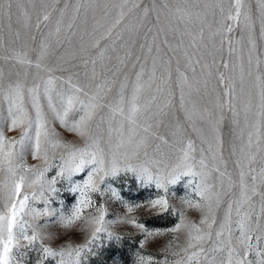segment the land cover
Here are the masks:
<instances>
[{"label":"snow or ice","instance_id":"6c2138e0","mask_svg":"<svg viewBox=\"0 0 264 264\" xmlns=\"http://www.w3.org/2000/svg\"><path fill=\"white\" fill-rule=\"evenodd\" d=\"M218 17L225 21L222 26ZM0 22L12 36L11 46L0 44L5 48L0 60L8 65L7 72L0 67V97L7 104L0 108V264H20L21 249L37 244V264L49 258L82 264L102 235L121 239L109 230L116 223L134 226L144 237L143 248L164 233L149 230L131 214L142 208L169 211V186L183 177L193 178L188 183L197 199L181 196L180 202L202 215L198 223H186L181 212L168 230H187L185 245L173 253L179 257L176 264H264V0H255V8L251 0H0ZM225 31L227 39L216 49L214 40ZM234 31L241 33L235 40ZM225 44L229 55L238 53L234 44L240 53L247 48L246 61L237 56L238 80L220 70L232 73L236 64L214 58ZM197 66L209 77L213 68L217 73L221 91L212 108L185 100V88L189 97L201 92L194 87L200 84ZM237 102L243 103L242 111ZM225 108L232 115L233 136L227 156ZM53 122L83 145L63 139ZM5 125L9 132L19 129V137L6 136ZM25 151L43 167L23 163ZM141 157L147 159L141 162ZM168 157L175 160L171 167ZM54 168L58 171L48 179ZM85 172L82 180H74ZM121 172H131L142 186L155 185L163 195L133 204L116 189L101 188L107 177ZM58 180L79 193L68 213L51 206ZM105 191L124 205L125 216L106 219V206L92 199ZM38 198L43 209L30 205ZM53 216L64 229L83 221L90 237L58 250L46 245L44 239L53 235L45 237L25 217ZM136 264L161 262L140 255Z\"/></svg>","mask_w":264,"mask_h":264},{"label":"rangeland","instance_id":"374dc122","mask_svg":"<svg viewBox=\"0 0 264 264\" xmlns=\"http://www.w3.org/2000/svg\"><path fill=\"white\" fill-rule=\"evenodd\" d=\"M74 4L76 0H71ZM81 2H90V0H81ZM98 2L103 3L104 0H98ZM145 3H150V0H144ZM253 3V7L255 8V0H251ZM91 15V13H89ZM219 24L222 26L225 21H222L217 18ZM232 38L238 39L241 35L239 31H234L232 34ZM227 39V33L225 31L224 36H217L214 40V45L216 49L221 47V39ZM12 36L8 32L7 28L4 26L3 22H0V44H3L5 47L11 46ZM187 43V39L185 40ZM16 47H20V42L18 41L15 45ZM234 47L238 49L237 54L229 55L227 51V45L225 44L223 47V51L216 52L214 58L217 62L221 59H226L230 61V65L236 64L237 68L234 72L230 73L229 70L220 69L224 72L225 76H229L232 74L238 80L239 76V68H238V60L237 56L242 55L244 60L247 58V48L245 47L243 53L239 52L240 45L234 44ZM4 47H0V55L4 54ZM264 51V49H262ZM213 56H208L207 61L209 64L212 63ZM51 62V61H50ZM0 67L5 68L6 72L8 70V65L5 64L2 60H0ZM181 70L184 71L185 67L183 61H181ZM33 71H35L33 69ZM173 71V83L178 79V74L175 72V62L172 65ZM58 74V73H57ZM191 77V72L188 73ZM43 75V74H42ZM197 80L200 81V84H195L194 87H200L201 92L193 94L189 97L188 91L189 89L185 88V100L187 103L195 102L198 108H203L207 105L209 108H212L213 103L215 101L216 93L221 91V87L218 84L217 73L215 68H213L212 76L209 77L207 75V70L201 71L200 66H197ZM208 80V89L205 92L203 89V81ZM6 83V81H5ZM179 87L175 88V97L178 101L179 98ZM7 104L3 101L2 97H0V108H6ZM243 103L237 102V109L242 111ZM219 115V114H218ZM224 116V124L222 126V132L225 140V156H227L229 141L233 139L230 127V121L232 119L231 112L228 111L227 108L223 111ZM53 126L56 131L60 134V136L68 141H71L77 146H82L83 141L78 137H75L73 134L67 133L58 122H53ZM4 134L8 137H16L18 138L20 135V130L9 132L7 126H4ZM102 147L106 148V145L102 143ZM197 147H199V141L197 140ZM59 152H57V156H59ZM198 157V153H197ZM147 158L141 157V162L145 161ZM23 163L27 165H34L37 167H43V162L40 160H33L30 152L25 151L23 156ZM169 167H171L175 160L172 157H168L165 161ZM229 170L234 171L232 169L231 163L229 164ZM58 169H52L49 173H47L48 179H51L52 176L56 174ZM86 175L85 173H78L74 180H82ZM2 178V177H0ZM192 177H183L177 185L169 186V194L168 199L169 203L172 207H170L169 211L165 213H157L156 210H146V209H138L131 215H134L140 223H143L149 230H161L164 234L162 236L150 238L149 241L145 244L143 248L139 247V243L144 239L143 235L132 225L116 223L109 225V230L120 236V240H116L115 238L109 240L105 235H102L101 240L93 247L92 252L86 254L85 259L82 264H136V261L140 255L145 257L152 256L155 260H158L163 264V261L167 259L168 264H176V261L179 257L174 256L173 253L178 250V245L183 247L187 240V230L181 229L179 232H170L169 229L175 227V225L180 220V213L183 212L186 223L196 222L198 223L201 218V213L195 209H188L183 206L180 202L181 196H189L194 201L197 199L195 195L192 193V188L189 187V180H192ZM114 188L120 194V196L127 201L128 203H139L142 201H147L150 198H155L159 195H163L162 190H158L155 188V185L152 186H142L141 182L138 181L134 174L131 172L124 173L121 172L115 177H107L105 184L101 185L102 189H107L108 187ZM55 187L58 189V192L51 196L52 207L60 209L62 208L65 213L70 212L72 206L76 203L79 198V193H72L68 191V183L63 180H58ZM27 191H31V189H26ZM175 193V195H173ZM45 195H49L45 192ZM92 199L95 202V205L98 206L100 204H104L108 210L106 219L108 220H116L118 217L125 216L126 208L120 201L112 198L110 191H105L104 195L101 196L99 193H93ZM3 201L0 200V211H4ZM30 205L34 208L43 209L44 202L42 199H37L35 201H30ZM258 207V205H257ZM175 209V210H173ZM86 215L89 214V210H86ZM91 214H95L94 209L91 210ZM59 215V213H57ZM25 219L29 220L34 227H37L39 231L45 237L49 234L53 235L52 239L45 238L44 243L53 247L54 249H59L62 246H65L67 243H71L73 246L83 244L90 237L91 228H85L84 222H78L71 229H64L59 224L54 223L56 217H41L39 220H32L31 217H25ZM235 220V214H234ZM47 225L46 227H41ZM18 231V230H17ZM29 234H31V230H29ZM21 244H26V241L21 240ZM25 254L23 256L17 255V259L20 261V264H37V261L40 258L41 253L38 250V244L35 247L28 249H21ZM226 255V254H225ZM252 258V257H250ZM217 262L220 259V254H216ZM46 264H56L54 259L49 258Z\"/></svg>","mask_w":264,"mask_h":264}]
</instances>
